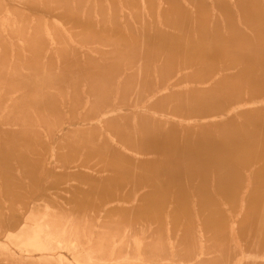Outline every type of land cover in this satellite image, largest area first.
Listing matches in <instances>:
<instances>
[{"label": "rangeland", "instance_id": "1", "mask_svg": "<svg viewBox=\"0 0 264 264\" xmlns=\"http://www.w3.org/2000/svg\"><path fill=\"white\" fill-rule=\"evenodd\" d=\"M0 264H264V0H0Z\"/></svg>", "mask_w": 264, "mask_h": 264}]
</instances>
